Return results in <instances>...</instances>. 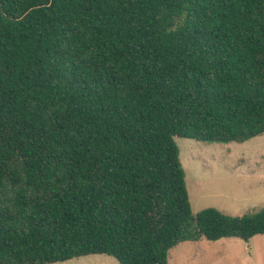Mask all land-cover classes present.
Segmentation results:
<instances>
[{
    "label": "trees",
    "instance_id": "trees-1",
    "mask_svg": "<svg viewBox=\"0 0 264 264\" xmlns=\"http://www.w3.org/2000/svg\"><path fill=\"white\" fill-rule=\"evenodd\" d=\"M262 135L264 0H0V264L264 235L193 215L175 142Z\"/></svg>",
    "mask_w": 264,
    "mask_h": 264
},
{
    "label": "rangeland",
    "instance_id": "rangeland-1",
    "mask_svg": "<svg viewBox=\"0 0 264 264\" xmlns=\"http://www.w3.org/2000/svg\"><path fill=\"white\" fill-rule=\"evenodd\" d=\"M193 215L208 208L240 217L264 207V135L244 143L208 144L175 138ZM56 264H120L92 255ZM168 264H264V235L184 242Z\"/></svg>",
    "mask_w": 264,
    "mask_h": 264
}]
</instances>
